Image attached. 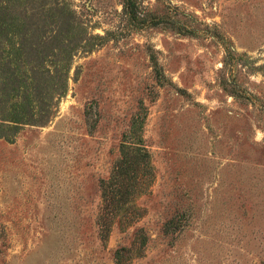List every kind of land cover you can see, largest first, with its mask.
Wrapping results in <instances>:
<instances>
[{"label":"rangeland","instance_id":"obj_1","mask_svg":"<svg viewBox=\"0 0 264 264\" xmlns=\"http://www.w3.org/2000/svg\"><path fill=\"white\" fill-rule=\"evenodd\" d=\"M135 3L17 0L81 46L48 123L0 125V264H264V0ZM123 143L152 173L107 206Z\"/></svg>","mask_w":264,"mask_h":264},{"label":"trees","instance_id":"obj_2","mask_svg":"<svg viewBox=\"0 0 264 264\" xmlns=\"http://www.w3.org/2000/svg\"><path fill=\"white\" fill-rule=\"evenodd\" d=\"M16 2L6 0L4 7L0 5V125L8 126L15 133L27 125L43 126L54 117L57 103L67 93L72 59L81 46L80 43L71 47L62 44L52 50L50 39L40 34L39 24H25L29 17L17 12ZM123 8L130 17H136L135 0H123ZM54 37L61 39L60 35ZM53 53L54 57L65 60L61 73L53 74L50 69L48 60ZM149 160L141 143L122 144L121 159L113 174L108 181H101L102 198L107 206L109 202L118 205L129 200L131 191L120 184V179L136 182L140 170L152 173ZM103 232L101 238L105 240L108 229ZM125 250L116 251V264H121Z\"/></svg>","mask_w":264,"mask_h":264}]
</instances>
